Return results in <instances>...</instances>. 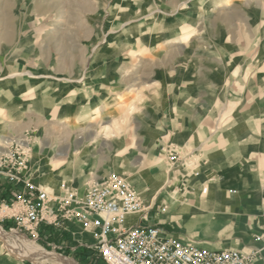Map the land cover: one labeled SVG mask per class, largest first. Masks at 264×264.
<instances>
[{
	"label": "rangeland",
	"instance_id": "1",
	"mask_svg": "<svg viewBox=\"0 0 264 264\" xmlns=\"http://www.w3.org/2000/svg\"><path fill=\"white\" fill-rule=\"evenodd\" d=\"M15 150L53 197L125 175L127 220L204 211L217 168L264 192V0H0V165ZM5 214L0 264H107Z\"/></svg>",
	"mask_w": 264,
	"mask_h": 264
},
{
	"label": "built area",
	"instance_id": "2",
	"mask_svg": "<svg viewBox=\"0 0 264 264\" xmlns=\"http://www.w3.org/2000/svg\"><path fill=\"white\" fill-rule=\"evenodd\" d=\"M26 166V152L20 150L10 151L0 165V180L10 183L12 194L11 199L2 200L0 211L35 236L43 222L79 225L94 240L91 249L107 264H251L259 253L257 249H210L184 243L161 226L128 225L127 215L144 213L145 205L123 174L110 173L102 181L88 184L84 192L64 187L53 197L25 179ZM52 203L56 207L50 210Z\"/></svg>",
	"mask_w": 264,
	"mask_h": 264
},
{
	"label": "crops",
	"instance_id": "3",
	"mask_svg": "<svg viewBox=\"0 0 264 264\" xmlns=\"http://www.w3.org/2000/svg\"><path fill=\"white\" fill-rule=\"evenodd\" d=\"M230 167L217 168L213 172L220 174L218 179L209 182L213 196L209 198L201 196L202 201L199 202L204 211L189 208L184 215L186 219L182 221L179 219L181 217H178V212L181 211L175 209L169 214V218L165 219L166 221H162L163 224L158 223L155 218V221L141 219L140 215L132 214L128 217V225L140 223L161 226L170 236L184 243L215 250L257 249L259 253L251 264H264V192L261 189V182L247 178L235 179L239 173ZM235 188L237 193H231L230 196L229 190ZM0 191L5 192L4 198L0 201L12 198L11 185L6 179L0 180ZM223 212L225 215H221ZM174 220H178V223H173ZM40 231L50 233L60 246L70 252L85 251L87 245L84 246V242L88 245L94 242L92 237L76 224L47 226ZM257 236H261L262 239L258 240ZM87 252L91 254L93 250L86 249Z\"/></svg>",
	"mask_w": 264,
	"mask_h": 264
},
{
	"label": "bare ground",
	"instance_id": "4",
	"mask_svg": "<svg viewBox=\"0 0 264 264\" xmlns=\"http://www.w3.org/2000/svg\"><path fill=\"white\" fill-rule=\"evenodd\" d=\"M0 237H3L5 240H6V242H12V244L11 245H15V246H21L22 245V242L19 240L18 242H17V240H13V239H7V238H5V236L0 232ZM14 247V246H13ZM20 249V248H19ZM36 252H37V250H36ZM20 253V252H19ZM24 253V252H23ZM26 254V253H25ZM45 253H40V252H37L36 253V255L37 256H43ZM45 255H47L46 257L50 260V261H52L54 264H64L65 262H64V260H62V259H60L59 258V256H50V255H48V254H45ZM35 257V256H34ZM65 264H68V263H65Z\"/></svg>",
	"mask_w": 264,
	"mask_h": 264
},
{
	"label": "trees",
	"instance_id": "5",
	"mask_svg": "<svg viewBox=\"0 0 264 264\" xmlns=\"http://www.w3.org/2000/svg\"><path fill=\"white\" fill-rule=\"evenodd\" d=\"M3 192L4 191H0V199L4 198L5 192L4 193ZM3 226H5L6 228H9L10 224L5 222V223H3Z\"/></svg>",
	"mask_w": 264,
	"mask_h": 264
}]
</instances>
